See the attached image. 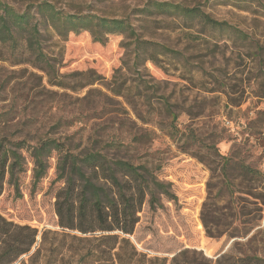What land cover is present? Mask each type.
<instances>
[{"label": "rangeland", "instance_id": "374dc122", "mask_svg": "<svg viewBox=\"0 0 264 264\" xmlns=\"http://www.w3.org/2000/svg\"><path fill=\"white\" fill-rule=\"evenodd\" d=\"M165 1L213 22L158 11L154 3ZM0 2L29 12L50 63L47 74L0 55V136L24 145L17 189L4 179L1 216L36 228L38 241L44 229L60 231L59 153L50 152L36 183L30 153L54 139L75 153L99 150L146 165L169 184L176 199L155 210L145 201L128 235L145 258L169 260L183 248L215 257L236 252L235 242L264 257V0ZM44 2L61 17L123 19L140 40L157 44L155 60L146 58L152 47L135 50L127 34L102 42L85 29L58 34L38 11ZM76 244L66 238L59 263H74Z\"/></svg>", "mask_w": 264, "mask_h": 264}, {"label": "trees", "instance_id": "16d2710c", "mask_svg": "<svg viewBox=\"0 0 264 264\" xmlns=\"http://www.w3.org/2000/svg\"><path fill=\"white\" fill-rule=\"evenodd\" d=\"M154 4L160 12L213 22L196 8L166 1ZM37 7L44 22H49L62 36L85 29L94 40L102 42L110 33L127 34L134 37L135 50L143 48L145 43L152 47L146 58L155 60L153 47L157 44L140 40L123 19L90 14L61 17L49 3H40ZM3 52H9L15 63L24 58L25 62L49 73L50 63L41 43V32L31 21L29 12H16L0 2V55ZM22 148V143H11L0 136V194L6 175L9 182H13L16 189L18 187L16 176L22 171L23 159L18 150ZM52 150L59 153L57 178L63 183L54 200L60 231L44 229L38 241L36 228L14 223L0 215V264H14L22 256L27 258H21L17 264H61L59 253L66 238L77 241L73 253L78 258L68 264H264L263 256L242 249L240 242H235L236 252H223L215 257H208L195 248H183L169 260L145 258L128 235L133 233L145 201L155 210L161 206L162 199H176L169 184L160 181L146 165L133 164L99 150L75 153L54 139L31 148L35 183L44 176ZM240 168L246 173L255 172L248 165L241 164ZM203 223L207 226V222L203 220Z\"/></svg>", "mask_w": 264, "mask_h": 264}]
</instances>
